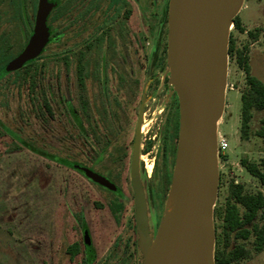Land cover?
Masks as SVG:
<instances>
[{"label":"rangeland","instance_id":"obj_1","mask_svg":"<svg viewBox=\"0 0 264 264\" xmlns=\"http://www.w3.org/2000/svg\"><path fill=\"white\" fill-rule=\"evenodd\" d=\"M57 8L46 21L55 32L42 50L45 63L36 90L45 89L53 110L44 122L35 114L25 84L14 81L13 75L0 80V264H81L83 253L82 231L87 233L94 250L92 264H141L142 252L131 245L135 235L128 218L132 210L111 217L107 207L96 209L86 201L85 182L81 174L50 161L26 149L17 138L36 147L81 163V113L75 83L76 53L84 51V61L91 65L100 57H136L162 55L166 42L164 21L165 0H126L124 8L109 6V0H50ZM129 10L126 17L125 12ZM57 13V18L54 15ZM238 16L245 30L261 29L257 41L249 42L250 49L261 46L264 40V0H244ZM108 29L98 47L85 49L87 39ZM230 32L236 46L247 41L245 33L233 28ZM50 39V40H49ZM28 35L16 7V0H0L1 57H14L25 46ZM67 57V65L60 55ZM144 65V64H143ZM137 71L140 69H136ZM255 76L264 82V71L259 67ZM246 89L243 73L234 58L228 57L225 107L218 122V132L225 138L227 148L218 156L219 186L215 203L222 204L230 181L242 183L248 192L262 187L240 165L246 157L258 162L264 157V142L251 136L239 138L240 94ZM264 111L255 112L251 128L259 125ZM221 177V183H220ZM162 208L147 207V225L152 239ZM128 209V208H127ZM162 210V211H161ZM81 212L85 227L74 214ZM84 228V229H83ZM77 242L80 251L73 258L66 246ZM249 256L234 264H264V247L255 252L249 243ZM127 253V254H126ZM128 254H133L126 259ZM125 259V260H123Z\"/></svg>","mask_w":264,"mask_h":264},{"label":"water","instance_id":"obj_2","mask_svg":"<svg viewBox=\"0 0 264 264\" xmlns=\"http://www.w3.org/2000/svg\"><path fill=\"white\" fill-rule=\"evenodd\" d=\"M243 2L168 0L166 65L178 98V138L167 205L152 239L144 196L132 179L141 264H215L216 135L225 107L230 28ZM52 8L50 1L37 0L32 33L23 49L6 63V71L19 69L42 52L49 38L46 21ZM74 167L83 171L79 165ZM89 176L113 189L102 177ZM83 241L90 247L86 232Z\"/></svg>","mask_w":264,"mask_h":264},{"label":"flooded vegetation","instance_id":"obj_3","mask_svg":"<svg viewBox=\"0 0 264 264\" xmlns=\"http://www.w3.org/2000/svg\"><path fill=\"white\" fill-rule=\"evenodd\" d=\"M84 60L80 95L76 72L75 83L81 113L78 165L83 169L86 201L96 209L107 207L116 221L132 210L128 222L137 235L132 179L143 193L146 208H162L176 153L179 105L169 83L166 42L164 57L144 56L140 65L132 56H102L92 65ZM89 173L102 177L113 189L94 181ZM84 232L88 230L82 231V254L94 253L91 244H84ZM131 245L136 249V237Z\"/></svg>","mask_w":264,"mask_h":264},{"label":"trees","instance_id":"obj_4","mask_svg":"<svg viewBox=\"0 0 264 264\" xmlns=\"http://www.w3.org/2000/svg\"><path fill=\"white\" fill-rule=\"evenodd\" d=\"M126 4V0H109V6L118 5L124 8ZM36 5L37 0H16V7L22 18L28 37L32 33ZM57 8L58 7L53 11L51 10L48 17L52 12L57 10ZM125 15L126 17L129 15V10H126ZM57 16L56 13L54 18H57ZM166 17L167 3L164 10L165 23ZM232 28L238 33H245L247 37V41L238 47L230 32L228 44V57L229 59L234 58L236 67L243 73L246 86V89L240 94L239 138L243 141H247L253 135L264 142V113L259 118L258 127L255 130L251 128V121L254 113L264 111V82L251 73L248 61L249 42H254L258 39L261 29L255 28L253 30H245L238 15L232 20ZM99 29L101 30L100 33H94L87 39L84 46L85 49L98 47L105 37H109L108 29H105L103 26L99 27ZM54 34L55 32L52 30V35ZM1 50L2 48H0V56ZM153 55H157L156 51L153 52ZM161 56H165V44ZM42 57V53H40L34 59L26 61L19 69L11 72L5 70V65L13 57H1L0 80L5 76L13 75L14 81L25 84L30 95L29 100L32 106H34L36 117L44 122L47 116H53V110L45 89L41 88V90H36L38 78L42 75L45 66V63L40 62ZM59 58L67 65V57L64 54L60 55ZM83 58L84 51L79 50L76 53L75 64L79 95L81 94L82 73L84 72ZM2 126H0V128H2ZM2 129L8 131L5 127ZM17 139L22 146L31 152L57 164L73 169L81 174L80 170L74 167V165H78V163H73L65 157H60L54 153L40 149L24 139ZM239 163L250 176L255 178L257 182L264 187V157L258 162H253L246 157H242ZM74 216L81 227H85V220L82 213H75ZM213 220L215 231V264H234L247 258L249 256L247 243L251 245V248L255 252H260L263 249L264 194L261 191L248 192L245 190L242 183L230 181L226 187L223 203H215ZM85 229L84 231H86ZM79 251L80 249L77 242L71 243L65 248V252L69 256V259H73ZM84 252L81 258V264H92L95 260V254L93 252Z\"/></svg>","mask_w":264,"mask_h":264},{"label":"crops","instance_id":"obj_5","mask_svg":"<svg viewBox=\"0 0 264 264\" xmlns=\"http://www.w3.org/2000/svg\"><path fill=\"white\" fill-rule=\"evenodd\" d=\"M248 61H249L250 71L254 76L255 74L253 73L254 72L253 69H255L256 67L260 66V68L264 71V40L262 41L261 46L259 48H256L254 50L250 49V52L248 54Z\"/></svg>","mask_w":264,"mask_h":264},{"label":"built area","instance_id":"obj_6","mask_svg":"<svg viewBox=\"0 0 264 264\" xmlns=\"http://www.w3.org/2000/svg\"><path fill=\"white\" fill-rule=\"evenodd\" d=\"M226 148H227V142H226L225 138H223V136L217 130V135H216L217 156L223 155Z\"/></svg>","mask_w":264,"mask_h":264}]
</instances>
